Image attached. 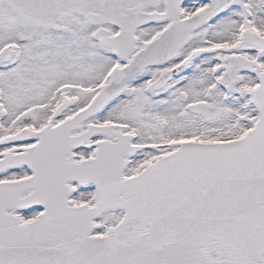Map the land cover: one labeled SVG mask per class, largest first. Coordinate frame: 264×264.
<instances>
[{"label": "snow or ice", "instance_id": "1", "mask_svg": "<svg viewBox=\"0 0 264 264\" xmlns=\"http://www.w3.org/2000/svg\"><path fill=\"white\" fill-rule=\"evenodd\" d=\"M0 264H264V0H0Z\"/></svg>", "mask_w": 264, "mask_h": 264}]
</instances>
